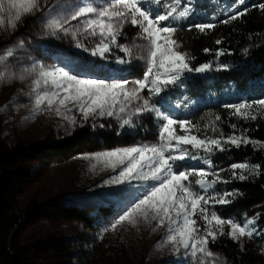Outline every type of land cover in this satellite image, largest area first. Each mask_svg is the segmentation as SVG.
I'll list each match as a JSON object with an SVG mask.
<instances>
[{"label":"rangeland","instance_id":"rangeland-1","mask_svg":"<svg viewBox=\"0 0 264 264\" xmlns=\"http://www.w3.org/2000/svg\"><path fill=\"white\" fill-rule=\"evenodd\" d=\"M247 1L244 0V4ZM141 2L142 7L152 14L165 11L163 5L158 4L156 0ZM169 2L170 0H164V3ZM87 3L100 8L108 6L110 0H46V5L42 4L43 12L23 19L14 31L8 23V18L9 15H15V10L9 13L6 6L5 11L0 13L4 17V24L0 25V55L7 56L8 50L13 52V56L0 62V72H4L8 78L7 82L0 83V151L16 146L56 142L74 133H78L88 146L93 147L92 150L50 164L40 179L22 194L18 208L24 210L35 205L41 210L53 212L60 206H66L83 211L87 223L71 219L25 223L17 230L16 240L24 247L30 264L54 263L58 258V248L80 254V261L74 259V264H201V260L203 264H227L226 258L209 246L212 256H204L202 253L191 256L190 249L185 250L182 245L168 239L171 233L168 232L167 222L165 226H158L157 221L147 222L142 216L136 215L135 223L125 220L115 228L112 227L119 216L155 182L134 180L131 184L105 185L103 182L118 175L120 169L114 171L106 166L104 160L96 159L95 154L157 143L161 118L156 117L155 113L135 116L134 126L121 127L122 118L117 117L94 116L85 121L72 102H67L65 106L59 105L58 100L52 106H48L46 102L40 106L36 105L37 96L45 91L50 94L53 91L52 86L45 85L40 78L39 73L42 70L67 65L66 70H72L73 74L84 68L94 70L93 78L98 79L132 81L143 77L146 70L144 61L134 60L130 64H118L117 57L131 58L114 45L112 53L107 54V59L91 54L90 49L101 38L98 34L92 36L84 31L81 21L86 18L70 21V25H66L77 30L75 37L62 32H58L57 36L49 34L51 29L47 26L48 21L54 15L71 12ZM243 5L239 0H192L194 14L188 19L171 22L178 29L176 39L182 42L181 50L187 52L180 37L184 27L215 22ZM123 33L118 38L119 43L130 45L135 40L138 29L127 25ZM78 43H82L84 47H77ZM85 48L89 50L86 51ZM135 54L140 55L139 52ZM211 63L213 71L202 76L198 73L187 74L180 85L169 86L159 95H151L147 89L142 95L149 97L162 113L172 115L176 120L191 121L197 126L196 131L208 136L218 134L222 129L219 120L215 119L218 115L212 105L220 101L236 104L247 100V94L256 96L253 92L258 89L259 84L251 86L248 90H238L233 84L214 77L218 71L216 69L221 70L220 66L227 65L229 60L219 57ZM21 76L24 79L21 80ZM199 78L204 79L210 87L202 95H192L197 90L194 89L195 85L191 87L190 83H195V79ZM38 79L41 83L36 86L34 81ZM60 96L62 98L63 93ZM134 103L141 104L142 101ZM57 108L60 109L59 113ZM128 111H134L133 107L129 106ZM123 118H127V114ZM147 118L152 119L156 125L155 139L139 140L128 146L114 148L99 144L103 134L111 130L135 128ZM210 125L216 128V133H213ZM196 154L207 155L202 152ZM212 159L214 160L213 157ZM178 163L179 170L192 167H206L209 171L212 169L202 160ZM194 179L190 177V180ZM193 188L201 192L198 186L193 185ZM254 217L256 221L259 218L264 221V214L259 209L248 210L242 216L231 219L243 224ZM199 223L203 227V221L200 220ZM254 227L256 228V223ZM225 229L228 230L227 225ZM255 236L250 239L244 237L239 243L244 245L257 239ZM256 243L264 254V240L259 239Z\"/></svg>","mask_w":264,"mask_h":264},{"label":"snow or ice","instance_id":"snow-or-ice-1","mask_svg":"<svg viewBox=\"0 0 264 264\" xmlns=\"http://www.w3.org/2000/svg\"><path fill=\"white\" fill-rule=\"evenodd\" d=\"M156 2L162 4L165 11L152 14L142 7L141 0H110L106 7L97 8L87 3L71 12L54 15L47 25L51 29L50 35L57 36L58 32H62L65 35L70 33L75 37L77 30L66 25H70V21L86 18L81 21L84 31L92 36L98 34L101 38L90 49L93 56L107 59V54L112 53L114 45L131 58L117 57L118 64L143 60L146 70L142 78L132 81L93 78L94 70L87 68L73 74L72 70H66L67 65L42 70L39 73L40 78L45 85L50 84L53 91L51 94L45 91L37 96L36 105L40 106L46 102L48 106H52L58 100L59 105L65 106L67 102H72L85 121L94 116L117 117L122 118L121 127L134 126L133 118L142 114L155 113L156 117L161 118L157 143L134 145L95 154L96 159L104 160L106 166L114 171L120 169L118 175L103 182L105 185L131 184L134 180L155 182L119 216L112 227L115 228L125 220L135 223L136 215L142 216L147 222L157 221L158 226H165L167 222L168 232L171 233L168 236L170 241L182 245L185 250L190 249L193 257L197 253L212 256L208 246L220 237L227 236L239 243L242 238L250 239L257 234V229L254 227L255 217L241 224L232 219H225L215 210L209 209V205L214 208L216 204H230L233 202L230 198L239 195L235 191L224 193L216 191L218 184L231 182L221 176V173L230 172L233 179L241 181L250 179L251 176L264 175L261 165H251L248 161L232 163L228 169H215L212 157L218 153L229 152L233 148L259 146L260 149H264V142L253 140L246 135V129H242L239 135L235 131L228 135L221 131L212 136L200 133L196 131L197 126L191 121L176 120L172 115L162 113L149 97L142 95L145 89L151 95H159L169 86L180 85L187 74H203L214 70L210 62L193 67L192 61L195 57H190L186 51L181 50L182 42L176 39L178 29L171 22L188 19L194 14L192 0H170L169 3L156 0ZM239 3L243 5L244 0H239ZM42 4L46 5V0H0V13L5 11L6 6L9 13L15 10V15H9L8 18V23L14 31L23 19L35 16L37 12H43ZM251 7H258L264 11V3ZM249 11L250 8L245 6L242 11H236L221 22L230 23L245 16ZM3 24L4 17L0 15V25ZM127 25L138 29L137 36L130 45L120 44L118 38L124 34L123 29ZM215 27L214 23L189 26L190 30L194 28L199 32H207ZM220 42V40L216 41L217 44ZM77 47L84 45L78 43ZM85 50L89 49L85 48ZM204 51L209 52L210 49L205 48ZM137 52L140 55L137 56L135 54ZM216 55H224V50L218 49ZM11 56L13 52L8 50L7 56L0 55V62ZM227 67V65L220 66L221 69ZM20 79L24 77L21 76ZM7 80L5 73L0 72V83ZM40 83V79L34 81L36 86ZM61 93H63L62 98ZM137 101L142 103L135 104L134 102ZM129 106H132L134 111L129 112ZM226 107L243 119L256 120L258 113L264 112V99L244 100ZM57 112H60L59 108ZM125 114L127 118H123ZM215 119L218 121L221 118L217 116ZM72 122L74 123L75 120L73 119ZM209 127L213 133L217 132L214 126ZM231 127L235 130L237 126L233 124ZM196 152L207 155H197ZM186 160H202L205 165L212 167L213 171L210 172L206 167L179 170L178 162ZM209 176L214 178L209 180ZM190 177L195 179L190 180ZM193 185L198 186L201 192L195 191ZM200 220L203 221V227L199 223ZM173 225L175 227H172ZM225 225L228 228L227 232ZM201 264H203L202 260Z\"/></svg>","mask_w":264,"mask_h":264},{"label":"trees","instance_id":"trees-1","mask_svg":"<svg viewBox=\"0 0 264 264\" xmlns=\"http://www.w3.org/2000/svg\"><path fill=\"white\" fill-rule=\"evenodd\" d=\"M264 3V0H248L236 11H242L245 6L250 11L243 17L232 20L230 23H222L227 15L212 22L214 29L207 32H199L196 29L184 27L180 37L190 57H195L192 66L206 62H213L217 58L229 60L226 69L218 70L214 77L223 79L233 84L238 90H248L251 86L259 84L254 94H247L248 101L264 99V11L252 5ZM235 11V12H236ZM233 12L232 14H234ZM217 40L221 42L216 43ZM210 49L205 52L204 49ZM218 49L224 50V55L217 56ZM200 74L201 76L204 75ZM200 76V77H201ZM195 93L202 95L210 86L204 79H195ZM199 84L203 86L200 87ZM207 85V86H206ZM229 102H218L212 105V109L221 118L219 124L226 135H237L242 129H246V135L253 140L264 142V112L258 113V119H243L227 108ZM236 125L234 130L231 125ZM157 136V129L152 119H144L135 128H126L123 131L111 130L101 136L100 145L107 148L128 146L136 141L153 140ZM86 141L78 133L56 142L32 144L5 148L0 151V264H30L25 255L24 247L16 240V232L25 223L35 224L40 220L71 219L86 222L83 211L66 206H60L53 212L41 210L38 206L31 205L22 210L19 208V200L25 190L36 183L44 170L55 161L69 159L74 155L92 150ZM214 158L215 169H228L232 163L248 161L251 165H261L264 170V149L252 146L233 148L229 152L218 153ZM213 171V168L210 172ZM230 183L218 184L216 191L238 192L239 195L230 198L233 202L227 205L216 204L215 210L225 219L238 218L252 209H259L264 214V175L251 176L250 179L241 181L233 179L230 172L221 173ZM214 177L209 176L211 180ZM211 194V193H209ZM257 239L251 240L241 246L240 243L228 238L220 237L209 247L222 254L227 264H264V254L256 243L264 240V221L259 218L256 221ZM227 232V230L225 229ZM259 237V238H258ZM58 258L52 264H74V259H81L80 254L67 249L58 248Z\"/></svg>","mask_w":264,"mask_h":264}]
</instances>
